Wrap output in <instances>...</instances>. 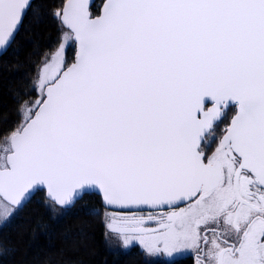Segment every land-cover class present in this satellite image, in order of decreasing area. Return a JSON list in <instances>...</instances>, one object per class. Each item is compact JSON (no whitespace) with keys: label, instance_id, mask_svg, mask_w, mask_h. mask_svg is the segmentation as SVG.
Returning a JSON list of instances; mask_svg holds the SVG:
<instances>
[{"label":"snow or ice","instance_id":"snow-or-ice-1","mask_svg":"<svg viewBox=\"0 0 264 264\" xmlns=\"http://www.w3.org/2000/svg\"><path fill=\"white\" fill-rule=\"evenodd\" d=\"M30 7L0 0V50ZM96 11L65 0L52 14L68 31L0 137V224L39 191L52 213L95 193L103 215L85 214L123 249L264 264V0H101Z\"/></svg>","mask_w":264,"mask_h":264},{"label":"trees","instance_id":"trees-1","mask_svg":"<svg viewBox=\"0 0 264 264\" xmlns=\"http://www.w3.org/2000/svg\"><path fill=\"white\" fill-rule=\"evenodd\" d=\"M64 1L33 0L14 41L0 55V137L17 127L18 102L29 98L38 64L59 43L62 27L52 14ZM100 4L96 0L92 5L94 14ZM67 55L70 62L73 48ZM85 205L100 208L102 216L101 198L95 193L52 213L45 206L44 191L36 192L9 222L0 225V264H194L189 255L150 262L136 245L112 248L101 217L86 215Z\"/></svg>","mask_w":264,"mask_h":264},{"label":"rangeland","instance_id":"rangeland-1","mask_svg":"<svg viewBox=\"0 0 264 264\" xmlns=\"http://www.w3.org/2000/svg\"><path fill=\"white\" fill-rule=\"evenodd\" d=\"M61 27H62V25H61ZM63 28V31H68V29H66V28H64V27H62ZM59 44V43H58ZM58 44L55 46V47H57L58 46ZM55 47L51 50V51H53L54 49H55ZM70 48H73V50H74V44H73V47H70ZM51 51H49L48 53L50 54V52ZM67 52H68V50H67ZM68 56V55H67ZM45 57V56H44ZM44 57L42 58V60L40 61V63L38 64V66H37V68H36V71H35V74L37 73V71H38V69H39V67L42 65V61H43V59H44ZM71 62V61H70ZM35 74H34V76H33V83H34V77H35ZM33 85V84H32ZM33 99L35 98V96L34 97H32ZM231 115V114H230ZM226 126H224L223 128H222V130L225 128ZM221 132V131H220ZM137 214H140V212L138 211L137 212ZM144 214H147V211H145L144 212ZM102 215H103V212H102ZM0 225H2V224H0ZM150 227H155V225L154 224H152V225H149ZM106 232H107V229L105 228V234H106ZM108 235L109 236H112V239L111 240H109V239H107V241H108V243L110 244V246L113 248H120V249H122V250H126V249H123L120 245H121V241L118 239V237H115L114 236V234H111V233H108ZM133 245H136V246H138V248L143 252V250H142V248L140 247V245L138 244V243H134ZM133 245H131V246H133ZM130 246V247H131ZM193 253H195L194 251H192V250H186V251H178V252H175V253H173V255H171V256H169V255H166V254H163V253H161V254H158V255H155V256H149L147 253H145V252H143V255H144V258L147 260V261H150V262H152V261H156V260H172V259H175V258H178V257H182V256H186V255H192Z\"/></svg>","mask_w":264,"mask_h":264},{"label":"flooded vegetation","instance_id":"flooded-vegetation-1","mask_svg":"<svg viewBox=\"0 0 264 264\" xmlns=\"http://www.w3.org/2000/svg\"><path fill=\"white\" fill-rule=\"evenodd\" d=\"M230 110H232V112L230 113V114L232 115V113L234 112L235 108L233 107V108H231ZM228 114H229V111H228V113H227V117H226V119H225L224 122L221 123L220 126H219L221 133H222V131H223L222 128L228 124L229 119H230V117H231V115L229 114V116H228ZM196 255H197L196 252L193 253L192 255H189V256H191V257L193 258V263H194V264H196Z\"/></svg>","mask_w":264,"mask_h":264},{"label":"water","instance_id":"water-1","mask_svg":"<svg viewBox=\"0 0 264 264\" xmlns=\"http://www.w3.org/2000/svg\"><path fill=\"white\" fill-rule=\"evenodd\" d=\"M33 0H31V2H32ZM96 0H91V3H92V5L94 4V2H95ZM65 2V1H64ZM62 7H63V5H62ZM62 9V8H61ZM27 11V10H26ZM98 14V13H97ZM25 16V15H24ZM24 18V17H23ZM23 21V20H22ZM60 22V21H59ZM61 24V23H60ZM21 25V24H20ZM20 25H19V28H20ZM63 27V26H62ZM19 28H18V30H19ZM18 32V31H17ZM17 34V33H16ZM16 36V35H15ZM12 43V42H11ZM9 47V46H8ZM8 47H6L5 49H2V50H0V55H2L6 50H7V48ZM74 53H75V47H74ZM73 57H74V55H73ZM235 114V110H234V112L232 113V115H231V117H230V119H229V122H230V120H231V118H232V116ZM228 122V123H229ZM44 195H45V191H44ZM100 196V195H99ZM100 198H101V203H102V197L100 196ZM58 206V205H57ZM60 207V206H59ZM72 207V206H71ZM70 208V207H69ZM145 211H147V210H145Z\"/></svg>","mask_w":264,"mask_h":264}]
</instances>
